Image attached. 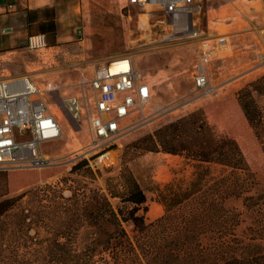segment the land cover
Segmentation results:
<instances>
[{"label":"rangeland","instance_id":"obj_1","mask_svg":"<svg viewBox=\"0 0 264 264\" xmlns=\"http://www.w3.org/2000/svg\"><path fill=\"white\" fill-rule=\"evenodd\" d=\"M57 1V10L37 14L45 21L33 27V33H38L35 38L28 37L0 53V76L27 73L39 86L50 80L63 85L60 91L64 97L78 93V81L88 80L104 61L129 54L134 67L152 86V102L145 113L156 112L111 145L109 154L100 158L109 162L107 165L92 169L85 157H75V151L87 142L84 126L47 97L60 118L63 134L42 146L60 158L43 168L0 170V199L15 197L0 215V264H84L92 222L82 203L84 194L108 189L119 192V171L128 168L146 195L148 209L159 203L157 192L166 182L188 181L195 161L162 151L159 145L147 147L152 146L149 135L156 142L157 129L191 112H200L215 132L236 140L249 176L256 182L247 193L264 192V151L236 101V92L248 85L264 111V66H257L258 55H264V0H203L197 22L199 36L163 43H149L144 38L137 27L142 9L127 5L125 0ZM54 14L69 24L58 27L63 39L52 45L55 31L50 30V20ZM41 30L45 31L39 33ZM201 55L208 57L207 76L215 87L205 96L194 90L191 74ZM208 166L215 175L232 170L218 163ZM110 200L114 206L128 205L117 197ZM159 205L158 213H144L146 221L163 212ZM226 205L240 212L238 234H248L249 225L264 223V205L245 207L241 197L233 196ZM123 224L129 229V224ZM56 240L64 243L62 249L55 246ZM90 252L97 262L102 255L108 258L99 245ZM71 255L76 257L69 260ZM59 256L67 260L56 262Z\"/></svg>","mask_w":264,"mask_h":264},{"label":"trees","instance_id":"obj_2","mask_svg":"<svg viewBox=\"0 0 264 264\" xmlns=\"http://www.w3.org/2000/svg\"><path fill=\"white\" fill-rule=\"evenodd\" d=\"M50 30L54 33L53 20ZM254 95L245 85L236 92V101L264 151V111ZM154 137L156 142L149 135L152 146L148 149L159 145L162 151L195 161L193 175L185 183L168 181L158 189L163 212L149 221L144 216L146 195L128 168L119 171V192L107 188V192L84 194L82 203L92 221L84 264H264V223L249 225L248 234H238L240 212L226 205L231 196L241 197L245 207L264 205V192L247 193L256 182L249 176L236 140L219 135L197 111L157 129ZM209 163L230 166L232 170L215 175ZM113 197L128 205L114 206L110 200ZM14 201L13 196L1 198L0 215ZM123 223L129 224V229ZM54 244L58 249L64 246L57 240ZM98 245L108 258L102 255L97 262L90 251ZM55 259L67 260L61 256Z\"/></svg>","mask_w":264,"mask_h":264},{"label":"built area","instance_id":"obj_3","mask_svg":"<svg viewBox=\"0 0 264 264\" xmlns=\"http://www.w3.org/2000/svg\"><path fill=\"white\" fill-rule=\"evenodd\" d=\"M125 2L142 9L137 15V27L149 43L200 34L197 22L203 0ZM258 58L257 66H264V55L259 54ZM207 60L206 55H201L191 70L194 90L203 96L215 88L207 76ZM78 84V93L61 97L63 85L50 80L39 86L25 73L0 76V170L43 168L58 163L60 157L42 146L63 134L60 118L52 111L47 97L57 108L63 107L70 119L84 126L87 142L75 151V157H85L92 169L107 165L109 162L100 158L109 154L111 145L156 112L145 113L152 102V86L146 75L134 67L129 54L104 61L88 80Z\"/></svg>","mask_w":264,"mask_h":264},{"label":"crops","instance_id":"obj_4","mask_svg":"<svg viewBox=\"0 0 264 264\" xmlns=\"http://www.w3.org/2000/svg\"><path fill=\"white\" fill-rule=\"evenodd\" d=\"M57 3H59L57 0H0V53H3L7 47L17 46L28 37L30 39L35 38V34L38 33H33V27L39 21H41L40 24L45 21L44 18H37V14L41 11L49 13V9L53 8L57 10ZM52 20L55 33L51 38L50 44L55 45L56 42L58 43L63 39L59 37L58 27L68 25L69 22H62L56 14H54ZM74 29L77 33L81 32V29L77 26ZM42 32L40 31L39 33ZM154 203L147 209V211L153 214L158 213L161 209L159 203Z\"/></svg>","mask_w":264,"mask_h":264},{"label":"bare ground","instance_id":"obj_5","mask_svg":"<svg viewBox=\"0 0 264 264\" xmlns=\"http://www.w3.org/2000/svg\"><path fill=\"white\" fill-rule=\"evenodd\" d=\"M128 5V4H127ZM132 6V5H131ZM113 69V68H112ZM59 111H61V110H59ZM64 115V114H63Z\"/></svg>","mask_w":264,"mask_h":264}]
</instances>
